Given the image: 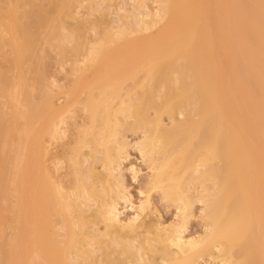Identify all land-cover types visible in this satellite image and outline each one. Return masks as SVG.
Instances as JSON below:
<instances>
[{"label": "bare ground", "instance_id": "6f19581e", "mask_svg": "<svg viewBox=\"0 0 264 264\" xmlns=\"http://www.w3.org/2000/svg\"><path fill=\"white\" fill-rule=\"evenodd\" d=\"M83 1L88 2L87 14L92 15L93 10L97 13L108 8L103 3L110 0H102L101 5L100 0H16L14 4L9 0L6 5L7 22L1 31L9 35H0V55L7 57L9 64L0 70V85L11 97L4 104L11 112L8 118L0 115V133L5 132L10 152L19 153L13 166L14 178L9 181L18 191V220L21 223L24 216L27 225L19 227L13 237L14 245L22 243L19 255L14 246L1 248L0 243V264H154L156 251L163 253L166 264H196L204 254L213 257V246L218 247L223 264H264V66L259 64L264 59V1L223 0L222 11V0H212L216 9L212 11L201 7L204 0H157V18L149 14L154 18L143 20V13H137L121 23L118 36L163 22L142 41L137 35L138 40L125 44L126 49L121 45L127 52L121 57L120 48L103 54L105 40L112 34L109 22L102 16L66 25V19L74 18L75 8ZM247 1L251 14L232 16L238 3ZM15 4L29 9L16 13ZM136 4L135 9L146 5L144 0ZM232 22L237 23L232 31L239 38L238 54L231 50L218 55L213 44L199 43V35L205 38L215 27L221 36ZM87 28L94 30L97 38L94 45L86 48ZM193 34L198 35L197 40ZM163 38H167V43L158 41ZM139 40L145 42L140 44ZM45 44L53 46L60 61L74 55V62H79L77 58L81 56L92 69L91 78L83 75L88 70L83 61L84 66L71 70L78 74L71 89L89 90V101L84 106L92 111L90 124L78 131L73 156L67 159L72 162L69 165L73 179L65 187L50 176L44 164V138L58 133L60 112H49L52 102L46 87L38 102L29 101L28 97L30 80L41 86L44 79L48 64ZM236 57L244 73L256 78L259 96L253 94L244 76L240 77L234 68ZM7 71L11 72L10 77L6 76ZM128 80L132 87L123 94L132 98L120 101L123 106L118 112L132 117L133 124L109 114L113 91ZM98 106L106 111L103 120L97 116ZM150 109L154 117L148 115ZM164 113L173 120L170 127L161 124ZM177 113L183 116L179 120L175 119ZM131 125L143 130L144 140L139 144L155 169L150 180L152 188L160 190L168 201L177 202L182 212H188L192 199L186 193L187 186L201 187L209 228L202 237L183 241L181 226L167 228L137 218L126 223L118 219L110 204L117 191H112L108 179L115 170L116 156L125 145L120 137L122 128ZM83 146L90 148L88 153L93 160L100 154L97 159L105 168L104 174L95 172L92 166H79ZM155 154L159 156L157 160ZM7 159L0 150V191L5 183ZM98 182L102 184L100 188L96 186ZM89 203H97V207L86 216L82 206ZM99 222L105 225L102 234L92 230ZM54 227L64 232L62 240H57L53 232L48 233ZM101 236L110 239L105 241ZM91 243L96 244L93 250L89 249ZM173 246L175 249H171ZM95 250L100 254L95 255ZM72 254L82 261L75 262Z\"/></svg>", "mask_w": 264, "mask_h": 264}, {"label": "rangeland", "instance_id": "374dc122", "mask_svg": "<svg viewBox=\"0 0 264 264\" xmlns=\"http://www.w3.org/2000/svg\"><path fill=\"white\" fill-rule=\"evenodd\" d=\"M10 1L12 2V4H14L16 2V0H10ZM94 1H95V3L96 2L98 3L99 0H94ZM94 1H93V3H94ZM100 1L101 2L98 3L99 5H101L103 3L102 0H100ZM132 1H133V3H132ZM137 1L138 0H136V1H134V0H131V1L130 0H110L109 2H104L103 4L104 5L107 4L108 8L105 7L103 9V5H102V6H100V9H101V7L103 9L102 11L100 10L96 13L93 10V12L96 15L94 13L92 15L87 14L88 8H86V6H87L88 2L83 1L79 5V7L75 8L74 13H73L74 18L73 19H66V25L75 24L77 21L82 22L83 20H85V18L87 19V17L90 18L91 20L103 18V19H105L104 21L107 20V22H109V24L107 26H109L108 28L111 30L110 32L112 34V37H110V39L105 40V44L103 45L105 47H103V49H105V50L107 49V50L105 51L102 49L104 51L103 54L106 55L109 52V50L112 48H113V50L115 48V51L117 50V48L122 49L121 45H123V47L126 49L125 46L127 45V43L130 42V40L140 39L142 41L143 39L147 38V36L150 33H155L154 31H157V28L160 27L163 23L161 20V21H158V23L156 25H154L148 29L142 30L141 32H131L127 36H120V35L118 36L116 32L120 28L121 23L123 21L124 22L127 21L126 17L128 15H130V14L136 15L137 13L138 14L143 13L141 15V16H143L142 17L143 20H144V18H145V20L150 19L152 16L151 17L147 16L149 14L150 15L154 14L153 15L154 17L157 16L158 9H160V7H159L160 3H158L157 0H144V5L145 4L146 5L141 7V8H139V6H137L135 9L134 6L137 5L136 4ZM258 1L263 2L264 0H258ZM7 2H9V0L8 1L7 0H0V21H2V22H0V35L3 33L2 35H4L5 37H7L9 34L7 32H2L1 30H2V28H4L5 22H7V16H6L7 15V11H6L7 7H6V5L9 4ZM213 3H214V1H212V0H204L201 2V7L206 9V10H209V8H212V11H215L216 10L215 7H212ZM108 4L110 5V7ZM131 4H133V6ZM219 7L222 11L225 10L223 0L219 3ZM117 8L119 9V11ZM137 8L140 10H137ZM26 9H29V8H25L24 6L17 5V4L14 5V10L16 13L21 12V11L26 10ZM249 9H251V6H250V3L248 1L244 2V3H238V8L232 12V16L233 15L238 16L241 14L250 15L251 12ZM138 11H140V12H138ZM3 12L5 15H3ZM144 15L146 17H144ZM98 16H102V18H100ZM141 16H139L138 18H140ZM216 16H218V15H216ZM133 17H136V16H133ZM154 17H152V18H154ZM3 18H5V19H3ZM130 18L131 17H129V19ZM15 21L18 22V19H15ZM236 24L237 23L232 22L231 26H229L228 29L223 30V32H225V34H222L221 35L222 37L216 33L217 29H215V27L211 28L213 30V32H212V30L208 31L205 38H204V36L199 35V43L202 41V42H208V43L213 44L214 46H216V47H214V50H215V48H217L216 51H217L218 55L219 54L223 55V53H225V51H226V53L227 52L229 53V51H231V50H233L235 52V54H238V52L240 50V47L238 46L239 38H238L237 34L234 31H232L233 29L236 30V26H235ZM107 26L105 24H103L102 27H107ZM229 30H231V34L228 33ZM261 30L264 33V25L261 26ZM64 32H66V31L64 30ZM137 35L140 38L138 37V39H136ZM141 35H143V37ZM151 35L153 36V34H151ZM193 37H194V39L197 40L198 35L193 34ZM84 38H85L86 48L90 47L96 43V42L95 43L93 42L97 38L96 32H94V30H91L90 28H87L86 32L84 34ZM141 41L139 42L140 44H143V42H145V41H143V42H141ZM158 41H160L161 43H167L168 40H167V38H163V39H160ZM62 44L65 45L64 42ZM119 45H120V47H119ZM45 46H47V47H45ZM85 46H84V48H85ZM44 47L46 48V54H47V58H48V64H47V69H46V72L44 75V79L42 78V80H44V81L41 80V82L43 84L40 82L41 86H37V85L32 83L33 81L31 82V80H30V82H29L30 84H29V88H28V97H29V101L33 100V102L34 101L38 102V99H40V96L42 93V88L46 87L45 89L48 90L47 92L49 93V96H50V99L52 102L51 106L48 109L49 112H52V110L60 112L59 121L57 118L58 133L55 135V137L53 136V138L49 135H45V138H44L45 141L43 142V145L44 144L46 145V146L45 145L44 146L47 150L46 155H45V161H44L45 163L44 164H45V167L48 170L50 176H52L54 179H56V181H60V182L62 181L61 184L65 187V186H68L70 183L72 184V179H73V177L71 175L73 169H72L71 165H69V164H72V162H71V160L68 161L67 159H69L73 156L71 151L76 144L77 136H78L79 132H81L82 128L87 127L90 124L89 119H90V113L92 111V110L87 109L84 106L86 101L88 100V97L90 96L89 90H87V89L85 90V88H79V89H77L78 91L71 89V85H72L73 80H75L78 77V74L74 71H71V70L73 67H76V66L82 67V66H84V63H85V65L87 64L86 67L88 68V70L83 72V75H86L85 77L91 78L90 76H92L91 75L92 69L90 67V65H91L90 62L88 63V62L83 61L82 60L83 58L81 56L77 58V59H79V62L78 61L74 62V60L76 59L75 58L76 56H74V55H70L68 57V59H64V60L60 61L61 59H59L58 53L55 49H53V46L51 48V46L49 47L48 44H45ZM124 48L122 50L118 49L119 52L117 51L118 55L120 53V57L125 52ZM126 53L127 52H125L123 56H125ZM103 54L98 55V57L99 56L102 57ZM115 54H117V53H115ZM123 56H122V58H123ZM82 61L84 63H82ZM77 63L79 65H76ZM8 64L9 63L7 62V57L4 59L0 55V70H2V68L7 67ZM259 64L264 66V59L262 61H260ZM235 67H236L237 71L240 72L239 76L240 77L244 76V79L248 83V86L252 90L253 94L259 96L258 90L255 86L256 78H252V76L249 75L248 73H244L243 68L240 66V61H239L238 57H236V65H234V68ZM230 68L232 69L231 65H230ZM140 73L142 74V72H140ZM140 73H139V76H141ZM6 76L10 77L11 72L7 71ZM137 80H138V76H137ZM234 81H235V83L237 81L235 76H234ZM130 86L132 87V82L130 80H128L127 82H125L122 85V88H120L117 91L114 90L113 91L114 97L113 98L111 97L112 99L110 98L111 99L110 100V108L112 110L109 112V114H114V117H116V118L117 117L120 119L122 118L121 120H123L125 124L126 123L129 124V122H131V124H133V119L130 116H125L126 114H124V113L120 114V112H118V110H119L118 108H121L123 106V104H120V101H126V100L128 101L129 98H132V95L123 94V92L127 93L128 89H131ZM68 89H69V91H68ZM93 90L96 91L95 88ZM92 91H91V93H93ZM114 92L115 93L117 92V93L115 94ZM17 94L19 96H21L19 91L17 92ZM120 95H121V97H120ZM125 98H126V100H123ZM10 99H11V97L9 96L7 91L3 90L1 85H0V115H2L4 118H8L9 114L11 112L10 107H8V106L6 107L4 105L5 102L7 100H10ZM36 102H34V103H36ZM82 106H84V107H82ZM112 106L114 107V109L112 108ZM84 108H86V109H84ZM115 108H116V110H115ZM19 109L23 110L24 107L19 106ZM97 109H98L97 116H99V120H101V119L103 120V118H105L106 111L104 109H102V107H99ZM148 115L150 117H154L155 114H154L153 109H150L148 111ZM111 117L113 118V115H110L109 118H111ZM182 117L183 116L181 114L177 113L175 119L179 120ZM160 119L162 122L161 123L162 126L164 125V127H170L172 125L171 123L173 122V120H172V118H170V116L168 114H166V113L161 114ZM19 121H20V123H23V120L21 118L19 119ZM86 121H88V122H86ZM136 128L137 127L134 128L131 125V127L122 128V131H121L120 137H121L122 141L124 140L123 142L125 145L122 146V148L120 149L119 155L116 156V163H115V167H114L115 170L112 172L111 176L108 179L109 180L108 183L109 184L111 183L110 187H111L112 191L116 188L115 192L117 191V195H118L117 196L114 194V196L110 199L111 207H114L113 211L117 214L118 219H120V221H122L124 223L128 222L131 219L137 218L141 222L145 221L147 223L154 224V225L158 224V225H160V227L171 228L174 225H175L174 227L181 226L180 235L182 236L183 241L192 240V239L194 240V239H198V238L202 237L205 234V232L208 231L209 228H207L208 223L206 221L207 217L205 216L206 215L205 214V207L206 206L204 205L205 203L203 201H201L202 200L201 199V194H202L201 187L199 186V189H198L197 184L196 185L191 184V185H189L190 187L187 186L188 188H187L186 193L188 194V196H190L189 197L190 200L192 199L190 202V208H189L188 212L186 211L187 213L182 212L180 210V208H179L180 206H178L179 204L177 202L171 201V200L168 201L165 198V196H163V193L160 190L152 188L151 187V181H152V177H153V173H154L155 169L152 167L153 165H151V163L148 161L147 157L144 155V153L141 151V148H140V144L144 140L143 139V136H144L143 130L139 129V128L136 129ZM76 131H77V133H76ZM13 134H15V132H12V135ZM75 138H76V140H75ZM2 149H3V155L8 158L7 159L8 163L5 167V183L3 185V190L0 191V243H1V248L2 247L8 248L10 246H14L15 247L14 252L19 255V253L22 249V246H21L22 243H21V241H19V242H17L16 245H14L13 244V237L15 236L17 229L19 227H23V226L25 227L27 225V221H26L25 217L23 216V219L21 220V223H20L18 220V217H17L18 191L15 190V188L13 187V183L11 181H9V178L10 177L14 178L15 170H14L13 166L17 162L16 158L19 155V153L17 155H15V153L13 151L10 152V146H9V143L6 142L5 132L3 134L0 133V150H2ZM68 151H70V152L68 153ZM81 152H82V155H80L78 158L80 167L82 166V168H86L87 166H92L94 171L97 173L100 172L101 174H104L106 172L104 166H102L103 165L102 162L97 159V156H99L100 154H97L96 159L93 160V158H91V155H89V153L91 152L89 147L83 146ZM56 154H58V155L56 156ZM85 156H86V158H85ZM156 156L157 155L155 154V158L157 160L159 156L158 157H156ZM59 160L61 162H62V160L63 161L65 160V161H64V163L61 164V162ZM82 161H83V163H82ZM150 166L152 167V169ZM103 171H104V173H102ZM100 184L101 183L98 182V183H96V186L100 188L102 185V184L101 185ZM66 188H68V187H66ZM197 194H199V195H197ZM193 196H194V198H192ZM82 207L87 211L86 212L84 210L85 214L87 213L86 216L87 215L90 216V214L94 211V209H96L97 203H94V204L89 203V205L87 207H84V206H82ZM86 208H88V210ZM187 214H188V216H187ZM155 222H156V224H155ZM92 230L93 231L96 230L97 233H100V234H102L106 231L105 225L103 222H99L98 224H96L92 228ZM140 230H141V228L138 229V231H140ZM47 231H48V233L53 232L55 235L54 237H56L57 240L63 239L62 234H64V232L62 230L58 229L57 227L49 228ZM101 237H102L101 239L105 240V241L106 240L108 241L110 239V236H101ZM91 244H92V246H89L90 248L89 247L88 248L93 250L96 247V244H93V243H91ZM171 249H175L174 246L171 247ZM95 251H94L95 255L100 254V252L98 250H95ZM212 254H213L214 258L212 257V255L210 257L209 254H206V255L204 254L203 256L198 258L195 263L196 264H221L222 262L219 261L220 252H219L217 246L216 247L213 246ZM154 255H153L154 264H166L165 258H164L163 253L161 251H156V254H154ZM72 256H73V260L75 261L76 258L74 257L73 254H72ZM45 257H46V255H45ZM70 258H72V257H70ZM76 260H77V262L82 261V259L79 257ZM74 261H72L71 263H73ZM10 264H15V262L10 263ZM129 264H131V263H129Z\"/></svg>", "mask_w": 264, "mask_h": 264}]
</instances>
